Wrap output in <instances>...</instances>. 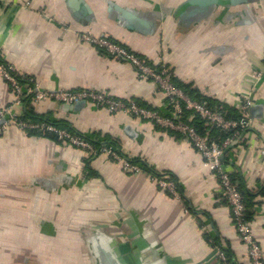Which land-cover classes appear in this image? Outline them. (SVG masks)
Here are the masks:
<instances>
[{
	"label": "crops",
	"instance_id": "1",
	"mask_svg": "<svg viewBox=\"0 0 264 264\" xmlns=\"http://www.w3.org/2000/svg\"><path fill=\"white\" fill-rule=\"evenodd\" d=\"M190 1L0 0V53L44 90H95L166 112L159 85L83 41L90 32L166 64L192 99L240 112L249 96L251 126L227 157L264 255V0ZM15 100L0 75V121ZM30 104L79 134L119 142L129 159L174 178L182 198L146 169L130 174L106 155L9 125L0 134V264H100L93 243L103 235L123 264H220L222 248L232 264H252L218 176L184 136L86 102Z\"/></svg>",
	"mask_w": 264,
	"mask_h": 264
},
{
	"label": "built area",
	"instance_id": "2",
	"mask_svg": "<svg viewBox=\"0 0 264 264\" xmlns=\"http://www.w3.org/2000/svg\"><path fill=\"white\" fill-rule=\"evenodd\" d=\"M81 39L113 57L131 63L137 69L140 80L155 81L167 97V111L161 112L142 106L134 100L118 99L105 92L95 90H44L32 80L20 75L16 68L10 65L0 53V75L10 84L16 95L15 102L1 113V118L5 120V123L0 127V134L9 125H16L26 133L34 131L41 135L53 134L58 141L82 150L88 157L96 158L100 155H106L114 162L121 164L125 172L140 174L143 171L142 166L129 159L123 153L121 146L117 147L108 143L97 145L93 140L76 134L67 128L57 126L46 119L43 121L22 120L20 119L21 114L16 113V108L24 106L27 99L30 103H39L50 99L58 104L68 105L86 102L112 114H126L143 121H150L164 130L179 133L194 146L203 156L209 168L218 176L222 191L232 208L237 231L244 244L248 246L251 263L264 264L263 251L253 236L249 221L245 219L246 205L241 190L238 182L233 179L230 165L225 159L226 148L241 138L251 126L249 96H245L240 107L241 117L239 119H227L221 110L210 108L204 102L192 99L178 87L173 81V71L166 64L156 65L113 40L96 36L90 32L81 34ZM255 77L261 78L262 73H257ZM196 118L204 121L207 126L233 133L222 142H218L211 138L208 133L203 134L198 130L194 122ZM151 178L172 196L182 198V193L174 179L156 174H152ZM218 256L220 264H230L224 248L218 251Z\"/></svg>",
	"mask_w": 264,
	"mask_h": 264
},
{
	"label": "trees",
	"instance_id": "3",
	"mask_svg": "<svg viewBox=\"0 0 264 264\" xmlns=\"http://www.w3.org/2000/svg\"><path fill=\"white\" fill-rule=\"evenodd\" d=\"M168 68H170V67H168ZM173 81H174L175 84H177L176 83V80H175V77L173 78ZM177 86L180 87L182 90H184L188 95H190V96L192 95L185 88L179 86L178 84H177ZM193 98L195 100L204 102L210 108H216V109L221 110L227 119H239L241 117V114H240V112L238 110H235L234 111L231 108H228L224 104H219V103L218 104H215V105L214 104H210L208 102V100H206L201 95L194 96ZM28 101L29 100L27 99L26 100V103L24 104L25 105L24 106L25 107V111L22 113V115H20V119H22V120H34V121H43V120L46 119L49 122H52V123H54L57 126H60V127H63V128H67L68 130H70V131H72V132H74L76 134H79V133L75 132L74 130H72L71 128H69L68 126H66L65 124H63L62 122H58V121L52 119L49 115H42V114L39 115L36 112L34 106L32 104H30V102H28ZM194 122H195V126L198 128V130L201 133H203V134L208 133L211 138H213L214 140H216L218 142H222L223 140H225L227 137H229L233 133V132H228V131L222 130V129L217 128V127L207 126V125H205V122L202 121V120H200L199 118H196ZM28 134H30V135H32V134H34V135H41V134H39L37 132H34V131L28 132ZM79 135H81V136H83V137H85L87 139L93 140L97 145H100L102 143H108V144H111L113 146H117V147L120 146L119 142H113V141L107 142V141L98 140V139H96L94 137H90V136H86V135H82V134H79ZM42 136L53 137V138L57 139L56 136L53 135V134H43ZM229 148H230V146H228L226 148V150H225V159L228 162H229V159L227 157V152H228ZM132 161H134L137 164H140L142 166L143 170L146 169L151 174H156L157 176L158 175L159 176L161 175V174H159V172L154 171L152 168H150L147 164H145L142 161H139V160L138 161L132 160ZM232 177H233L234 180H236L238 182V185H239V188L241 190V193H242V196H243V200H244V195H243V191L241 189V184H240L239 180L233 174H232ZM170 178H171V176H170ZM172 179H174V178H172ZM244 203L246 205L245 200H244ZM245 219H246V221H249V211H248L247 205H246ZM226 252H227L228 257H229V262H230V264H232V257H231L232 255H231L230 252H228V250H226Z\"/></svg>",
	"mask_w": 264,
	"mask_h": 264
},
{
	"label": "water",
	"instance_id": "4",
	"mask_svg": "<svg viewBox=\"0 0 264 264\" xmlns=\"http://www.w3.org/2000/svg\"><path fill=\"white\" fill-rule=\"evenodd\" d=\"M220 0H205L206 3H218ZM196 2V0H191L189 3ZM200 4V1H198ZM80 103V102H79ZM5 123V120L2 119L0 121V127ZM106 235H103V237H99L97 241H94V251L95 255L98 258V261L100 264H123L120 259H118L113 252L110 251L108 248H103V245L105 243L104 238ZM104 242V243H103Z\"/></svg>",
	"mask_w": 264,
	"mask_h": 264
}]
</instances>
